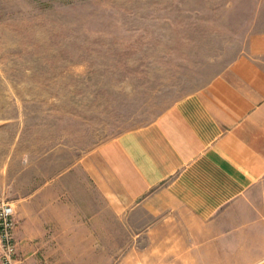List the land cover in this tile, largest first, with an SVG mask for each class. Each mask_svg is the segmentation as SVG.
<instances>
[{"label":"rangeland","instance_id":"1","mask_svg":"<svg viewBox=\"0 0 264 264\" xmlns=\"http://www.w3.org/2000/svg\"><path fill=\"white\" fill-rule=\"evenodd\" d=\"M258 1L0 0V201L14 210L15 261L44 249L25 219L63 170L72 182L83 170L106 177L97 147L238 53ZM101 255L87 264H129L125 248Z\"/></svg>","mask_w":264,"mask_h":264},{"label":"crops","instance_id":"2","mask_svg":"<svg viewBox=\"0 0 264 264\" xmlns=\"http://www.w3.org/2000/svg\"><path fill=\"white\" fill-rule=\"evenodd\" d=\"M250 13L229 61L97 147L106 177L83 170L72 182L63 170L25 219L47 233L44 249L14 264L102 262L120 248L129 264H264V0Z\"/></svg>","mask_w":264,"mask_h":264},{"label":"built area","instance_id":"3","mask_svg":"<svg viewBox=\"0 0 264 264\" xmlns=\"http://www.w3.org/2000/svg\"><path fill=\"white\" fill-rule=\"evenodd\" d=\"M14 210L9 202L0 201V264H13L16 256Z\"/></svg>","mask_w":264,"mask_h":264}]
</instances>
